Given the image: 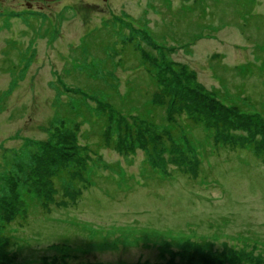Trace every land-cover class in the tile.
I'll list each match as a JSON object with an SVG mask.
<instances>
[{"label": "rangeland", "instance_id": "obj_1", "mask_svg": "<svg viewBox=\"0 0 264 264\" xmlns=\"http://www.w3.org/2000/svg\"><path fill=\"white\" fill-rule=\"evenodd\" d=\"M0 0V264H264V0Z\"/></svg>", "mask_w": 264, "mask_h": 264}, {"label": "flooded vegetation", "instance_id": "obj_2", "mask_svg": "<svg viewBox=\"0 0 264 264\" xmlns=\"http://www.w3.org/2000/svg\"><path fill=\"white\" fill-rule=\"evenodd\" d=\"M32 1H34V0H32ZM26 5L29 6V7H32V2L30 0H27L26 1Z\"/></svg>", "mask_w": 264, "mask_h": 264}]
</instances>
